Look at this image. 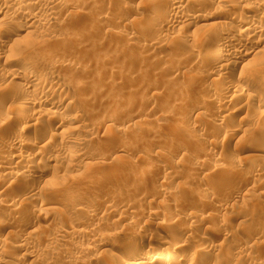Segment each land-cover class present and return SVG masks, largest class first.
Returning a JSON list of instances; mask_svg holds the SVG:
<instances>
[{
    "label": "rangeland",
    "instance_id": "374dc122",
    "mask_svg": "<svg viewBox=\"0 0 264 264\" xmlns=\"http://www.w3.org/2000/svg\"><path fill=\"white\" fill-rule=\"evenodd\" d=\"M50 1L28 3L37 2L39 10L47 11ZM59 1L60 6L51 10L55 20L49 28L37 26L39 31L48 28L51 36L56 37V42L46 47L50 48L48 55L36 58L38 62L33 58L35 61L30 59L28 65L14 64L26 45H46L34 30L22 27L20 19L25 15L8 12V22H0V35L15 33L10 43L0 46V153L14 141L15 132L25 128L5 119L24 97L12 96L7 89L25 86V82L5 78L4 69L14 66L12 69L34 72V67L39 66L38 70L50 74L41 82H51L52 88H58L65 99L64 115L47 114L38 119L41 123L33 122L30 130L24 132L22 139H30L28 145L32 146L31 140L44 131L55 130L57 121H68L63 130L53 131L57 141L49 147L57 162L47 164L40 157L34 161H40L36 170L45 177L40 185L34 188L28 179L29 186L18 178L7 181L3 174L8 170L0 165L1 206L5 203L4 208L0 206V225L3 220L8 224L3 233L0 230V264H94L96 260L101 264H130L116 245L123 236H134L133 244H138L140 250L152 246L169 258L195 254L193 264H264V168L260 173L252 170L253 164H264L262 106L243 94L224 99L221 93L225 81L240 85L246 92L264 93V76L249 74L250 69L244 65L218 79L212 75V65L196 54L203 49L201 46L215 43L222 30L208 25L229 17L241 21L243 15L264 17V6L245 12L242 7L249 0L185 2L184 13H198L203 19H189L192 36L183 40L180 34L184 24H165L167 0ZM151 15L153 24L134 34L135 27ZM202 25L208 28L199 27ZM228 31L233 36L238 33L235 27ZM148 41L154 43L150 45ZM252 57L262 62L264 46L256 47ZM179 97L188 100L184 98L189 106L183 110L177 105ZM33 110L35 107H29L27 114ZM220 110L223 114H218ZM220 115H230L231 119L221 123ZM108 116L110 121L103 125L102 120ZM69 117L75 121H69ZM151 122H158L160 130L153 136L147 134V138L142 129ZM59 138L69 140L64 148H59ZM72 139L83 142L77 147L70 142ZM32 148L23 147L22 152L33 155ZM150 148L155 149L152 152ZM254 153L258 158L251 160ZM43 165L49 166L48 172L42 169ZM111 166L115 167L114 173L107 178L104 172ZM140 169L145 170V176L135 186L131 178L139 175ZM20 170L23 173L24 168ZM238 171H248L244 173L248 178L236 181ZM204 185L212 193L202 195ZM25 191L30 194L26 200H19L17 197ZM8 197L11 205L18 206L22 217L6 218ZM88 202L102 203L111 212L106 215L96 211L90 216L82 210ZM97 219L101 220L99 224ZM55 229H84L86 234L91 229L96 235L71 237L57 234ZM179 242L184 247L177 254ZM29 246L30 250L34 247L33 258L24 256ZM84 246H91L92 251L80 253Z\"/></svg>",
    "mask_w": 264,
    "mask_h": 264
},
{
    "label": "bare ground",
    "instance_id": "6f19581e",
    "mask_svg": "<svg viewBox=\"0 0 264 264\" xmlns=\"http://www.w3.org/2000/svg\"><path fill=\"white\" fill-rule=\"evenodd\" d=\"M33 1V0H31ZM29 0H0V15L2 16L1 19H0V22L1 23H5V22H8V19L11 17H9L8 19L7 16L12 14V15H15V14H18L20 15L21 13L24 14L25 16L23 17V19H20V24L22 25L23 28H25L26 30H34L35 32V35L40 37L41 40L43 39L44 41H46V45L44 46L43 44L40 46H38V44H36L35 46H31V45H26L25 47L26 48H23V51L22 53L18 56V59L14 62L15 65H28L27 63H29L30 59L32 60L33 58H38V57H46L48 55V51L49 49L46 48L48 47V43H53V42H56V37H55V34H54V37L51 36L52 33L48 32V28L49 26L54 22L55 18L53 16L54 13L51 12V10H54V7H57L58 5L60 6L61 2L59 0H51L50 2H48V4L46 5V9L47 11L45 10H39L38 9V4L37 2H34V4H30L28 2H31ZM122 1V0H121ZM166 1V0H165ZM168 2L167 3V6H168V13H167V21L165 22L166 26H171V25H175V26H178L179 24H184V26L181 28H183L181 30V38H183V40H188V35H191L189 34L190 32V29H191V25L189 23H187L189 21V19H192L194 20L195 22H198L201 20V18L203 17L201 14H193V15H188L186 13H184V6H185V2H193V3H202V2H206L207 0H167ZM216 3H223L221 0L216 2ZM63 4V3H62ZM209 4V3H208ZM202 5V4H201ZM206 5V4H205ZM199 6V5H198ZM262 6H264V0H249L248 2L245 3V5L242 7L243 8V11H249L247 9H251L252 7H255L254 9L258 8V10H260L262 8ZM161 7V6H160ZM205 7V6H204ZM209 8V7H208ZM56 9V8H55ZM196 10V9H195ZM203 11V10H202ZM10 14H9V13ZM47 12H49L47 14ZM195 12V11H193ZM244 12V13H245ZM8 13V15L6 16V14ZM243 15V14H242ZM205 18V17H204ZM242 21L239 20V19H235L233 17H229V18H225L226 21H217V22H213L212 24L208 25V27H211L212 29H216V28H220L222 29L221 32L219 31L218 35L216 36V42L215 43H212V44H208V45H205V46H201V50L197 51L196 54H198V56H200L203 60H205L206 62L208 61L212 66L210 69H213L212 71V75L213 76H218V79H221L222 77H225L226 75H231L232 72H235L236 70L240 69L242 66L244 65H247V68L250 69V72L248 71L249 74L254 73V76H264V60L262 62H259L258 59H253L250 58L251 55H252V51L255 50L256 47H259V46H264V17H257L255 15H243L242 17ZM153 19V16L151 15L145 22L137 25L135 27V33L134 34H138V33H141L142 31L144 32V29H147L148 27H150L152 23V20ZM166 19V18H165ZM203 19V18H202ZM59 20V19H58ZM155 22V21H154ZM226 23V24H225ZM7 24V23H6ZM46 26L48 27L47 29H44V30H38L37 26ZM180 26V25H179ZM52 27V26H51ZM199 27H204L206 28L207 26L205 25H202V26H199ZM207 27V28H208ZM230 27H235V29L238 31V33H236V36H233L231 35V33H229L230 31L229 28ZM134 30V29H133ZM209 30V29H208ZM211 30V29H210ZM217 30V29H216ZM51 31V30H50ZM134 32V31H133ZM211 32V31H210ZM191 33V32H190ZM31 34V32H30ZM33 34V33H32ZM15 35V33H13V31H8L6 33H4L3 35L1 34L0 35V46H3L4 44L6 43H10L12 40L11 38ZM58 35V34H57ZM61 35V34H60ZM59 35V36H60ZM192 36V35H191ZM190 36V37H191ZM31 37V36H30ZM160 37V36H158ZM10 38V39H9ZM159 39V38H158ZM215 39V38H214ZM16 41V40H15ZM156 41V40H155ZM41 42V41H40ZM149 42V41H148ZM43 43V42H42ZM154 42H152L151 44H153ZM156 43V42H155ZM54 44V43H53ZM57 44V43H56ZM150 44V42H149ZM150 44V45H151ZM50 47H51V44H49ZM158 45V44H157ZM25 49V50H24ZM48 50V51H47ZM51 51V50H50ZM191 52V51H190ZM1 59V58H0ZM44 59V58H43ZM42 59V60H43ZM46 59V58H45ZM35 60H32L33 62ZM41 60V63H43ZM7 61V59H6ZM30 61V62H32ZM37 61V60H36ZM38 62V61H37ZM36 63V62H35ZM54 63V62H53ZM30 64V63H29ZM32 64V63H31ZM51 64V63H50ZM36 65V64H35ZM40 65V63L38 64ZM37 65V66H38ZM9 67V66H8ZM14 66H12L13 68ZM34 67V66H33ZM39 67V66H38ZM38 67H34V69H36L34 72L30 71V72H26V71H20L19 69H4L3 71V74L2 76H4L5 78H8V79H16V78H20L22 79V81L25 82V86H22V87H19L17 89H13V86H11L12 88L10 89H7L9 91H11L12 93V96L13 94L16 96L18 95L19 97H23L21 98V102L20 100L18 105H14V108L12 109V112L10 113L9 111V115L6 116L5 119H7L9 122L11 123H14L16 124V126H19V125H23L25 128H22L20 131H16L15 132V136H14V141L8 146V147H5L3 148V151L0 153V165H3V167H6L7 170H8V173L5 172V174H3L7 181H11V180H17L18 179H22L24 182L28 181L27 182H33L31 184H33L34 188H35V185H40L42 183V181L45 180V177L44 175H42L43 173L42 172H39V170L37 171L36 170V163L38 164V161L35 163V159L37 157H40V160L43 159V161H45L44 159H46L47 161V164L49 163H56L55 160L57 159L55 157V159L53 158V155L51 154V145L50 143L52 141H57V134L53 131L57 130L58 129H62L63 127H65L66 125L64 123H67L68 121L64 122V121H57L56 124H57V128L55 130H46V131H42L43 135L37 137V138H34L33 140H31L32 142V146H33V155H32V152H31V155H28V154H25L24 152H22V148L23 147H32L29 143L28 145V139H22L23 138V134L24 132L31 128V124L35 121H37L38 119H41L43 117H45V115L47 114H52V113H60V114H63L64 115V112L66 111V109H64L63 107V102H64V98L60 95L61 94V91L58 89V88H52V83L48 82V83H44L45 81L41 82V79L44 77H48V75H50L48 73V75H46L45 73H43L44 71L42 70H38ZM42 67V66H40ZM40 69V68H39ZM52 70V69H51ZM54 71V70H53ZM52 72V71H51ZM178 72V71H177ZM211 73V72H210ZM209 73V74H210ZM240 73V72H239ZM55 74V73H54ZM247 75V74H246ZM242 76V74L240 75ZM236 77V76H235ZM1 78V77H0ZM242 78V77H241ZM257 77H255L256 79ZM4 79V78H3ZM224 79V78H223ZM248 81H249V78L247 77ZM246 79V80H247ZM251 79V78H250ZM255 79L253 81H255ZM258 79V78H257ZM256 79V81H257ZM264 80V78H262ZM191 79H189L188 81H190ZM225 80V79H224ZM244 80V79H243ZM259 80L261 81V79L259 78L258 79V82ZM48 81V80H47ZM252 81V80H250ZM255 81V82H256ZM263 82V81H262ZM260 82V83H262ZM12 83V82H11ZM190 83V82H188ZM250 83V82H249ZM12 85V84H11ZM8 87L10 85H7ZM14 86H17V85H14ZM264 86V85H263ZM3 87V86H2ZM186 88V87H185ZM2 89V88H0ZM166 89V87H165ZM6 92H9L7 91ZM178 90V89H177ZM251 91V90H250ZM28 92L32 93V94H28ZM176 92V91H175ZM183 92V91H182ZM10 93V95H11ZM221 93H223V98L227 99V98H231V96H236L237 93L240 94H243L245 95L246 97H248L249 99L250 98H254L255 100L258 101V103L261 104L262 106V113L264 115V93L262 92H254V91H244V89L240 86V85H237L235 83H231L229 81H225V83L223 84V88H222V91ZM9 94V93H8ZM176 94V93H175ZM173 94V95H175ZM182 94V93H180ZM236 94V95H235ZM179 95V93H178ZM186 95V94H185ZM237 95V96H239ZM14 96V97H15ZM180 96V95H179ZM176 97V96H175ZM183 97V96H181ZM179 97V98H181ZM61 99L63 98L62 101H56V99ZM166 98V96H165ZM185 98V97H184ZM181 98L178 102V106L181 107L180 109L186 107L187 105L189 106V104H187V98ZM170 99V97H169ZM178 99V97H177ZM229 100V99H228ZM231 100V99H230ZM176 101V100H175ZM206 102V101H205ZM228 103V101H225ZM68 105V104H67ZM175 105V104H174ZM176 105V106H177ZM13 107V106H12ZM29 107H31L32 109L35 107V110H33L31 113L29 112V114H27V110L29 109ZM3 108V107H2ZM188 108V107H187ZM199 107H197L196 110H198ZM249 108V107H247ZM251 108V107H250ZM257 108V107H256ZM176 109V108H175ZM179 109V110H180ZM259 109V108H258ZM177 110H178V107H177ZM178 110V112H179ZM183 110V109H182ZM181 110V111H182ZM185 110V109H184ZM190 110V109H189ZM226 110V109H225ZM224 110V111H225ZM192 112H194L193 110H191ZM215 111V110H214ZM257 111V110H256ZM183 112V111H182ZM186 112V111H185ZM190 112V111H189ZM191 112V113H192ZM221 113H218V114H223V111L220 110ZM234 112V111H233ZM261 112V111H260ZM7 113V112H6ZM66 113V112H65ZM113 113V112H112ZM181 113V112H180ZM195 113V112H194ZM228 113V112H227ZM68 115V114H67ZM112 115V114H111ZM260 115V114H258ZM110 116V115H109ZM108 116V117H109ZM181 116V115H180ZM221 116V115H220ZM76 117V116H75ZM105 117L103 120H102V124L103 125H106L108 124V122L110 121V117ZM196 117V116H195ZM201 117V116H200ZM199 118V117H198ZM229 119H231L230 115H223L220 117V119L218 121H220L221 123L223 122H226L227 120L230 121ZM69 121H75V119L73 117H69L68 119ZM39 121V120H38ZM197 121V120H196ZM40 122V121H39ZM41 123V122H40ZM39 123V124H40ZM158 123V122H157ZM156 122L154 123H150L148 125H146V127H144V133L146 134V137L148 138L147 134L148 135H154L155 133H157L159 130H160V125L157 124ZM70 124V123H69ZM34 125V124H33ZM32 125V126H33ZM37 125V124H36ZM41 125V124H40ZM102 125V126H103ZM218 125V124H217ZM83 127V126H82ZM218 128V126H217ZM17 129V128H16ZM48 129V128H47ZM164 129V128H163ZM30 130V129H29ZM63 130V129H62ZM74 130V129H73ZM222 130V129H221ZM235 130V129H233ZM162 131V130H161ZM40 132V131H39ZM226 132V131H225ZM236 132V131H235ZM244 132V130L242 131ZM142 133V131H141ZM143 134V133H142ZM233 134V133H232ZM247 134V133H246ZM157 135V134H156ZM245 135V133L243 134ZM242 135V136H243ZM88 136V135H87ZM228 136V135H227ZM233 136V135H232ZM145 137V136H144ZM157 137V136H156ZM160 137V136H159ZM151 138V137H150ZM155 138V137H154ZM152 138V139H154ZM160 138H164V137H160ZM80 140V139H79ZM79 140H76V139H72L70 140V142L74 145H76L77 147L81 146L82 142L83 141H79ZM157 140V138H156ZM27 143H26V142ZM58 141L60 143H58L59 145V148H64V144L67 143L66 140H62V139H58ZM148 141V140H147ZM152 141V140H151ZM155 141V140H154ZM158 141V140H157ZM153 142V141H152ZM171 142V141H170ZM159 143V142H158ZM154 144V143H153ZM162 144V143H161ZM50 146V147H49ZM57 146V144H56ZM57 146V147H58ZM84 146V145H83ZM147 146V144H146ZM166 146V145H165ZM55 147V146H54ZM150 147V146H149ZM154 147V146H153ZM148 148V147H147ZM157 148V147H156ZM56 149V148H55ZM149 149V148H148ZM151 151L153 152L154 149L153 148H150ZM164 149V148H163ZM160 150V149H159ZM57 151V150H56ZM146 151V150H145ZM148 151V150H147ZM59 152V151H58ZM150 152V151H149ZM148 152V153H149ZM250 152H253V150H251ZM61 153V152H60ZM78 153V152H77ZM81 153V151L79 152ZM78 153V154H79ZM146 153V152H145ZM144 153V154H145ZM157 153V152H156ZM71 154V153H70ZM69 154V155H70ZM77 154V155H78ZM147 154V153H146ZM152 154V153H151ZM255 155H250V159L253 160V159H256L258 158V156L256 155V153H254ZM74 155V153L72 154V156ZM77 155L74 156V159H76L75 157H77ZM71 156V157H72ZM152 156V155H151ZM80 157V156H79ZM15 162H11V159H15ZM73 158V157H72ZM81 158V157H80ZM249 158V157H248ZM246 158V159H248ZM70 159V158H69ZM73 159V160H74ZM45 161V162H46ZM250 161V160H248ZM40 162V161H39ZM260 163H263V162H260ZM45 164V163H44ZM44 167L42 168L43 170H46V172H48L49 170V166L47 165V167H45V165H43ZM54 166V165H53ZM56 168H58V166H54ZM220 167V166H219ZM222 167V166H221ZM2 168V167H1ZM20 168L23 170L24 168V171L23 173H21L22 171L20 170ZM40 168V167H38ZM113 168V170H111ZM114 168L115 167H112L109 168L108 170L106 169V171L104 172L105 176H110L109 174L111 173H114ZM264 168V164H253L252 166V170L253 172H256V173H260L261 170ZM4 169V168H2ZM41 169V168H40ZM51 169V168H50ZM53 169V168H52ZM220 169V168H219ZM225 169V168H224ZM6 170V169H5ZM19 170L21 171L19 173ZM119 170V169H118ZM239 170V169H238ZM41 171V170H40ZM56 171V170H55ZM117 171V170H116ZM115 171V173H117ZM140 174L137 175L135 178H131L132 180V183H134V185L136 186V184H140L141 182V179L143 177V175L145 174V170L144 169H140ZM240 171V170H239ZM239 171L237 173H239ZM242 171V169H241ZM240 171V172H241ZM251 171V170H250ZM44 172V171H43ZM107 172V173H106ZM226 172V171H225ZM248 172V171H246ZM244 171V173H246ZM252 172V173H253ZM264 172V171H263ZM236 173V177H235V180L238 181V180H242L244 179L247 175L244 174V173H239L237 174ZM37 174V175H36ZM39 174V175H38ZM46 174V173H45ZM2 175V176H3ZM34 175V176H33ZM112 175V174H111ZM256 175V174H255ZM0 176V177H2ZM55 176V175H54ZM115 176V175H113ZM142 176V177H141ZM145 176V175H144ZM263 176V175H262ZM261 176V177H262ZM32 177V179L34 180H31L29 181V179ZM103 177V176H102ZM47 178V177H46ZM98 178V177H97ZM248 178V177H246ZM51 179V178H50ZM3 180V179H2ZM55 180V179H54ZM130 180V179H129ZM245 180V179H244ZM243 180V181H244ZM6 181V182H7ZM48 181V180H47ZM57 181V180H56ZM5 182V181H4ZM25 183L26 186H29L30 184L29 183ZM53 182V181H52ZM95 182V181H94ZM97 182V181H96ZM130 182V181H128ZM8 183V182H7ZM46 183V182H44ZM130 182V184H132ZM56 184V183H55ZM62 184V183H61ZM236 184V183H235ZM9 185V184H8ZM7 185V186H8ZM23 185V184H22ZM52 185V184H51ZM50 185V186H51ZM133 185V186H134ZM6 186V187H7ZM24 186V187H26ZM60 187V185H57ZM56 187V186H55ZM203 188L200 190L202 193V195L206 196L205 193H212V189L208 188L206 185L202 186ZM8 188V187H7ZM29 188V187H28ZM31 188V187H30ZM49 188V187H48ZM54 188V187H53ZM72 188V187H71ZM20 189V188H19ZM37 189V188H36ZM29 190V189H28ZM33 190V188H32ZM31 190V191H32ZM42 190V189H41ZM55 190V189H54ZM189 190V189H188ZM44 191V190H43ZM164 191V190H163ZM36 192V191H35ZM248 192V191H247ZM27 191H25V193L19 195L17 198L19 200H24L27 196L26 195H29V191L28 193L29 194H26ZM154 193V192H153ZM156 193V192H155ZM165 193V192H164ZM34 194V193H33ZM55 194V193H54ZM158 194V193H157ZM15 196V195H14ZM31 196H33L31 194ZM42 196V195H41ZM40 196V197H41ZM71 196V195H70ZM165 196V195H164ZM29 197V196H28ZM53 197V196H52ZM59 197V196H58ZM14 198V197H13ZM16 198V196H15ZM4 199V198H3ZM6 199V198H5ZM9 199V197H8ZM12 199V198H11ZM30 199V197H29ZM28 199V200H29ZM56 199V198H54ZM17 203H18V201ZM26 200V199H25ZM33 200V198H32ZM35 200V199H34ZM204 200V199H203ZM9 199V204L11 203ZM16 201L15 202V205H16ZM98 202V201H96ZM96 202H91L89 203L88 202V205L85 206L82 210L83 212H85L86 214H92V212H96V211H101V212H104L106 215H108L107 213L110 214L111 211L108 212L109 210V207H107L108 209H105L102 205V203H96ZM201 202V201H200ZM208 202V201H207ZM22 203V202H21ZM30 203V202H29ZM205 203V202H204ZM2 204V199L0 198V206ZM7 204V203H6ZM13 204V203H12ZM36 204V203H35ZM201 204V203H200ZM32 205V204H31ZM5 206V203L4 205ZM3 206H1L2 208H4ZM26 206V205H25ZM48 206V205H47ZM8 207V208H7ZM18 207V206H17ZM17 207L15 206L14 207V204L13 205H8L5 207L7 208L6 212L8 215H6L7 219H12L14 217H22L20 214H22L20 212V210L17 209ZM30 207V206H29ZM171 207V206H170ZM113 208V207H111ZM116 208V207H115ZM113 208V209H115ZM28 209V208H27ZM30 209V208H29ZM39 209V208H38ZM52 209V208H50ZM80 209V208H79ZM119 209V208H117ZM23 210V208H22ZM46 210V209H45ZM111 210V209H110ZM4 211V210H2ZM27 211V210H26ZM42 211V210H41ZM40 211V212H41ZM79 211V210H78ZM48 212V211H46ZM113 212V211H112ZM43 213V212H42ZM81 213V211L79 212ZM93 213V214H94ZM103 213V218H105V214ZM155 212H153L152 214L153 215H156L154 214ZM92 214V215H93ZM96 214V213H95ZM151 214V213H150ZM158 214V213H157ZM40 215V214H39ZM105 215V216H104ZM1 216V215H0ZM91 216V215H90ZM120 216V215H119ZM24 217V215H23ZM96 217V216H94ZM109 217V216H108ZM158 217V215H157ZM93 219V218H92ZM96 219V218H94ZM100 219V218H99ZM97 219L99 222L97 224L100 223V221L102 220V217H101V220ZM179 219V218H178ZM96 220V221H97ZM4 221V220H3ZM3 221H1V225H0V230L2 231L3 233V229H5V226H7L5 224V222L3 223ZM94 221V220H93ZM95 221V223H96ZM7 223V222H6ZM94 223V224H95ZM96 224V225H97ZM96 225L94 227H96ZM93 226V225H92ZM91 226V227H92ZM98 226V225H97ZM89 229V228H88ZM96 229V228H95ZM56 230V229H55ZM0 231V233H1ZM6 231V230H5ZM91 229L87 232L90 236V238L93 236H95L96 234L94 233V231H91ZM134 231V230H133ZM137 231V230H136ZM97 232V231H96ZM56 233L57 234H64V235H69L71 237H84V235L86 234V230L84 229H80V230H63V229H57L56 230ZM86 234V235H88ZM94 234V235H92ZM85 235V236H86ZM114 235V234H113ZM130 235V234H129ZM136 235H137V232H136ZM87 237V236H86ZM88 237V238H89ZM122 240L119 242V245L116 244L118 246V252L119 254H121L122 256H124L125 258L128 259V261L130 262V264H193V258H194V255L191 254H187V256H183V255H180V256H177L176 258L173 257V258H169L167 256H162L158 253V250L152 246H148L145 250L142 248V250L139 249V246L137 247V245H134L136 244V242L134 243V236H123L121 237ZM108 239V238H107ZM111 239V238H110ZM107 241V240H106ZM105 241V242H106ZM104 242V243H105ZM184 242V241H183ZM182 242V243H183ZM96 243V242H95ZM134 243V244H133ZM160 243V242H159ZM180 243V242H179ZM182 243L178 244L177 245V248L179 249L177 254L180 253V249H182L184 246L182 245ZM31 244V243H30ZM131 244H133L132 246H135V249H132L131 247H129ZM25 246V244H23ZM33 245V244H32ZM186 245V244H185ZM20 248L22 246H20V244L18 245ZM95 246V244H94ZM141 246V245H140ZM160 246V245H159ZM27 247V246H25ZM24 248V247H22ZM33 250L34 247H31ZM25 249V248H24ZM80 249V247H79ZM30 250V246H29V249L28 251H25V257H28V258H33L34 256V251H31ZM140 250V252H139ZM80 253H89L90 251H92L91 249V246H84V247H81V249L79 250ZM142 251V252H141ZM0 252H1V244H0ZM209 252V251H208ZM23 253V254H24ZM191 253V252H190ZM242 253V252H241ZM240 253V254H241ZM160 255V256H159ZM36 256V255H35ZM114 257V255L112 256V258ZM116 257V256H115ZM22 258H24L22 256ZM27 258V259H28ZM37 259V258H36ZM111 259V257H110ZM112 260V259H111ZM195 260V259H194ZM0 262H2L0 260ZM19 262V260H18ZM3 263V262H2ZM6 263V262H5ZM20 263V262H19ZM17 263V264H19ZM16 264V263H15ZM94 264H101L100 262H97L94 261ZM126 264V263H125ZM199 264V263H198Z\"/></svg>",
    "mask_w": 264,
    "mask_h": 264
}]
</instances>
